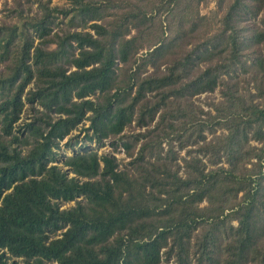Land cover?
Listing matches in <instances>:
<instances>
[{
    "label": "trees",
    "instance_id": "obj_1",
    "mask_svg": "<svg viewBox=\"0 0 264 264\" xmlns=\"http://www.w3.org/2000/svg\"><path fill=\"white\" fill-rule=\"evenodd\" d=\"M34 1L29 56L0 25V264H264V0ZM77 129L113 150L60 155Z\"/></svg>",
    "mask_w": 264,
    "mask_h": 264
},
{
    "label": "rangeland",
    "instance_id": "obj_2",
    "mask_svg": "<svg viewBox=\"0 0 264 264\" xmlns=\"http://www.w3.org/2000/svg\"><path fill=\"white\" fill-rule=\"evenodd\" d=\"M45 2H47L50 6L52 7H65L68 6L71 3V0H44ZM7 2V5L9 7H13L12 4V0H0V25L2 24H18L20 27L17 30V35L14 41V44L12 45V51H11V58L8 62L12 61V58L14 59L16 57V53L17 50L20 47V44L23 43V47L26 51V54L29 56L31 51H32V46L34 44L37 43V39H34L32 34L30 33V31H27V39L26 41L23 40L22 34H21V30L22 28H26V26L22 25L20 22H18V19L9 15H6L5 11V6L4 4ZM20 2L22 3L23 6L25 7H29L30 9H32V11L36 10L37 8V4L35 3L34 0H20ZM228 0H209L206 3L200 4L199 6V13L202 15H205L207 17H209L212 21V23L214 22H218V19L220 17H222L225 9H226V5H227ZM248 17V15H247ZM250 17V16H249ZM256 23L258 26L260 27H264V9L260 12V14H258L257 16L253 17V18H249L246 20V23L252 24V23ZM85 26V19L83 17H67V18H57V19H53L51 27H52V34L53 33H58L60 32V30L62 29H83ZM51 47H53V45H51ZM190 46H187V48ZM145 50H141L140 52H144ZM219 97V93L218 91H215L213 93H209V94H201L196 98V103L200 104L201 106H203L204 109H208V102H215L217 101ZM27 115L26 112H24L22 114V118H24ZM87 125V122H85V126ZM143 130V129H140ZM139 131V129L134 127H129L125 130V134L129 135L132 134L133 132H137ZM73 134H79L77 137L78 143L76 146H78L79 144H85L87 143L89 145V149L90 148H97V151L99 153L101 152H108V151H112L113 147H111L109 145L108 142H105L103 145L98 146L95 143H89V141L84 140V133L80 130L77 129L73 132ZM66 140L62 141L60 143V148L59 150H63L64 154H71L69 148H66V146L62 145ZM87 145V146H88ZM113 153L116 155V157L118 158V161L120 162V167L124 166V164L130 159L129 157H127L125 155V151L122 147L117 148L115 151H113ZM184 153L183 150L180 151V155H182ZM60 157L58 158V161L60 162ZM74 201H70V202H66L63 203L61 205V208L63 207H68L70 205H73ZM14 260L19 261L20 258H14Z\"/></svg>",
    "mask_w": 264,
    "mask_h": 264
},
{
    "label": "built area",
    "instance_id": "obj_3",
    "mask_svg": "<svg viewBox=\"0 0 264 264\" xmlns=\"http://www.w3.org/2000/svg\"><path fill=\"white\" fill-rule=\"evenodd\" d=\"M88 144L85 143V144H79L78 146H74V147H70L69 150L71 152V154L75 153V152H83L85 150H89V145L87 146ZM56 150V149H55ZM57 152L60 154V155H71V154H64V151L63 150H57ZM62 158V157H61Z\"/></svg>",
    "mask_w": 264,
    "mask_h": 264
}]
</instances>
